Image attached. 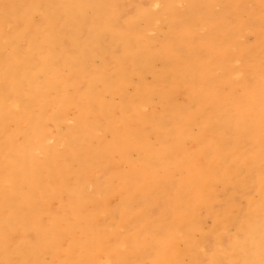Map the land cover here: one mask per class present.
<instances>
[{"label":"rangeland","instance_id":"rangeland-1","mask_svg":"<svg viewBox=\"0 0 264 264\" xmlns=\"http://www.w3.org/2000/svg\"><path fill=\"white\" fill-rule=\"evenodd\" d=\"M100 1L84 0L80 20L72 24L71 17L68 21L69 0H0V50L7 52L0 56V81H8L20 66L28 67V59L39 49V38L56 45L55 54L65 63L85 65L87 74L99 71L93 87L105 105L97 108L106 124L113 127L105 132L100 122H93L98 139L92 143L90 167L79 156L91 151L80 146L75 152L69 142L61 145L59 151L64 160L58 164L61 169L57 173H50L49 183L54 193L69 194V187L75 182L80 197L74 205L84 206L85 218L91 217L89 206L98 205L103 212L93 216V230L113 233L123 224L122 216H117V220L113 217L122 202L119 183L114 180L108 187L107 198H111L104 204L106 195L98 193L95 186L102 177L99 163L109 158L110 172L128 174L147 153L149 163L140 168V177L148 181L154 170L160 183L155 193L134 204V211L142 218L137 227L130 229V237L136 238L130 264H154L151 241L159 238L166 222L163 211L169 208L172 190L179 185L167 177L161 162L164 149L173 140L169 129L155 126L161 113L169 126L189 128L186 146L190 150L195 144H211L218 156V138L224 137L229 143L226 166H238L240 154L244 153L249 158L260 157L264 171V149L259 145L260 124L264 122V0H111L110 16L99 14ZM212 14L215 19H211ZM64 22L70 26L57 34L56 25ZM93 22L98 24L94 30L99 35L111 36L115 56L105 52L100 57L101 47L87 42L84 26ZM38 78L43 81L44 75L39 73ZM2 87L0 93L5 91L18 98L16 89ZM115 107L128 109L122 112L119 124H112ZM76 115L77 112L69 113L66 123L59 127L61 135H69ZM11 128L19 129L15 124ZM18 133L17 141L24 142L23 134ZM118 135L120 144L130 147L124 159L115 147ZM103 143L110 145L108 151ZM46 159L43 154L42 160ZM103 179L107 183L112 177ZM252 183L248 188L258 199L260 187ZM245 192L240 188L235 197L234 215L246 207ZM216 193L212 211L208 207L201 211L199 229H188L187 238L193 245L202 241L201 247L196 248L199 263L208 262L214 247L215 212L227 202L228 189L222 177ZM63 202L54 196L51 206L57 209ZM63 213L59 215L69 216L67 211ZM233 224L223 228L227 245L237 231L236 223ZM125 247L124 244L121 249ZM47 259L50 260L48 256Z\"/></svg>","mask_w":264,"mask_h":264},{"label":"bare ground","instance_id":"bare-ground-1","mask_svg":"<svg viewBox=\"0 0 264 264\" xmlns=\"http://www.w3.org/2000/svg\"><path fill=\"white\" fill-rule=\"evenodd\" d=\"M69 1L68 21L71 17L73 24L81 18L84 0ZM111 2L101 0L97 4L101 16H110ZM215 18L216 15L212 14L211 19ZM67 24H57V34L70 26ZM97 25V22L85 24L87 42L101 47L100 57L105 52H109L110 57L115 56L111 36L108 33L99 35L95 29ZM30 31L35 33L33 28ZM57 51L56 45L39 38V49L29 59L25 58L28 67L20 66L8 81H0L3 90L16 89L18 92V98L5 91L0 93V264H130L136 245V238L130 237V229L137 227L142 218L134 211V204L144 201L149 193H155L160 181L154 170L148 181L140 177V168L149 163L147 153L142 155L139 166L135 165L128 174L110 172L109 158L99 163L102 177L95 181V186L98 193L106 195L104 204L111 198H107L108 187L114 180L119 183L122 202L113 211V217L117 220V216H122L123 224L113 233L93 230V216H101L103 212L98 205L89 206L90 218L84 217V206L74 205L73 202L80 197L75 182L71 183L69 194H57L51 190L50 173H57L61 169L58 164L64 160L59 151L61 145L69 142L75 152L80 146L91 151L92 143L98 139L93 122H100L105 132L113 127L106 124L97 108L105 105L93 87L99 71L91 70L87 74L85 65H69L56 56ZM2 54L7 52L0 50V56ZM39 73L44 75L43 81L38 78ZM127 110L113 108L112 124H119V117ZM255 110L257 112V106ZM70 112H77L76 124L68 129L69 135H61L59 127L66 123ZM13 124L19 129L11 128ZM155 126L171 131L173 140L164 149L161 162L167 177L178 181L179 185L172 190L169 208L163 211L164 228L159 238L151 241L154 264H264V171L261 170L260 157L249 158L241 153L238 166L228 167L225 165L229 148L226 138H218L220 149L216 156L211 144H195L193 151L190 150L186 146L189 128L169 126L163 113ZM260 130L259 145L264 149V122L260 124ZM18 132L24 136L22 143L17 141ZM121 141L118 135L115 147L124 159L130 147L127 143L120 144ZM102 146L106 151L110 149L109 144L103 143ZM91 153L81 152L79 156L88 167L93 160ZM43 154L47 157L45 161L42 160ZM58 175L63 178L61 172ZM103 177L112 179L105 183ZM221 177L228 189L227 202L222 210L215 212L214 247L208 262L199 263L196 248L201 247L202 241L193 245L187 238L188 229H199L204 207L212 211ZM250 182L258 183L260 187L258 199L248 188ZM240 188L246 190L247 204L244 202L246 207L234 215L235 197ZM51 194L64 201L57 209L51 206L54 199ZM64 211L68 212L67 218L59 215ZM233 223H236L237 231L227 245L223 228ZM124 244L126 247L121 249Z\"/></svg>","mask_w":264,"mask_h":264}]
</instances>
